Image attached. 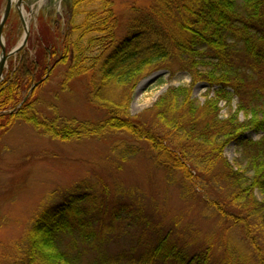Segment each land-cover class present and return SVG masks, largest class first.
Segmentation results:
<instances>
[{
	"label": "trees",
	"instance_id": "trees-1",
	"mask_svg": "<svg viewBox=\"0 0 264 264\" xmlns=\"http://www.w3.org/2000/svg\"><path fill=\"white\" fill-rule=\"evenodd\" d=\"M70 6L64 32L41 21L35 41L29 38L30 47L10 62L0 82V132L22 120L61 140L119 131L128 138L124 151L132 154L142 150L143 142L153 162L177 174L186 190L191 183L204 185L201 196L219 214L225 231L241 228L243 242L251 248L249 257L264 264V247L257 244L259 237L264 243V94L251 86L256 69L264 65V0H152L135 9L126 36L111 51L117 27L113 1L72 0ZM82 12L85 16L73 22L74 14ZM56 63H68L66 80L95 76L89 100L105 110L104 120L92 124L69 119L59 126L58 116H39L36 88H30ZM174 66L187 70L192 84L203 80L209 89L216 88L213 96L200 104L190 86H171L155 101L151 125L136 120L129 112L136 83L151 71ZM235 96L236 109L220 118L218 103L230 105ZM249 129L261 131L262 137L247 138ZM229 142L237 145L244 168H234L223 156ZM80 187L38 215L27 234L24 262L80 264L62 244L69 238L76 248L78 240L89 242L95 235L94 218L82 203L88 196L76 192ZM120 211L128 212L122 205L112 217L118 218ZM209 255V247L189 255L163 236L148 261L208 264Z\"/></svg>",
	"mask_w": 264,
	"mask_h": 264
},
{
	"label": "rangeland",
	"instance_id": "rangeland-1",
	"mask_svg": "<svg viewBox=\"0 0 264 264\" xmlns=\"http://www.w3.org/2000/svg\"><path fill=\"white\" fill-rule=\"evenodd\" d=\"M67 1L23 0L30 43L39 32V16H53L55 22L62 19ZM112 1L117 27L109 51L126 36L135 9L148 7L152 0ZM5 2L1 1L0 17ZM17 14L12 8L3 27L5 45L8 40L13 47L21 41L23 28ZM84 16L83 12L74 14L73 22ZM11 61L14 63L15 57L7 61L3 73ZM260 67L251 86L264 94V65ZM67 68L68 63H56L45 81L36 87V112L45 119L58 116L59 126L69 119L92 124L104 120L105 110L89 100L88 90L95 76L88 73L66 80ZM171 86H190L192 98L200 104L212 97L216 89H209L203 80L192 84L189 72L183 68L157 69L136 83L130 114L145 125H151L155 101ZM238 101L236 96L230 105L220 101V118L233 112ZM238 118L244 119L241 112ZM262 135L254 129L245 133L255 141ZM127 139L122 132L105 131L80 139L61 140L42 134L22 120L0 132V264H27L24 262L27 234L34 221L47 207L62 203L78 184L81 187L76 192L89 197L82 203L94 218L95 235L89 242L78 240L76 248H71L69 238L62 244L80 264L101 261L104 264H173L160 259L148 261L152 247L163 236L183 247L189 255L209 247L208 264H256V257H249L251 248L243 242L244 231L239 227L225 231L219 214L207 207V200L201 196L204 185L194 187L191 183L190 190H186L177 174H168L153 162L143 142L140 143L142 150L136 154L124 151ZM132 144L139 148L137 142ZM223 156L234 168H244L235 143H227ZM257 197L260 198L258 194ZM122 205L128 212L120 211L114 219L112 213L119 211ZM259 238L257 244L264 247Z\"/></svg>",
	"mask_w": 264,
	"mask_h": 264
},
{
	"label": "water",
	"instance_id": "water-1",
	"mask_svg": "<svg viewBox=\"0 0 264 264\" xmlns=\"http://www.w3.org/2000/svg\"><path fill=\"white\" fill-rule=\"evenodd\" d=\"M10 8H11V1L10 0H7V4L5 6L4 12H3L2 17L0 19V47H1V53H0V79L2 78V75H3V69H4V66H5L6 59L11 54H14L17 51H19L26 44V42H27V36L29 34L28 29L24 26V22H23V26H24V37H23L21 43L17 47H15L12 51L6 52V49H5V47H4L3 43H2V31H3V26L5 24V21H6L7 17H8ZM37 84L38 83H36L35 85H37Z\"/></svg>",
	"mask_w": 264,
	"mask_h": 264
}]
</instances>
